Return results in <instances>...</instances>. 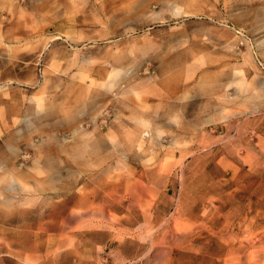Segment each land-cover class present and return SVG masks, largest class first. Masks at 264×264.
Masks as SVG:
<instances>
[{
	"label": "rangeland",
	"instance_id": "374dc122",
	"mask_svg": "<svg viewBox=\"0 0 264 264\" xmlns=\"http://www.w3.org/2000/svg\"><path fill=\"white\" fill-rule=\"evenodd\" d=\"M132 2L0 0V156L16 165L18 179L21 178L25 187L23 191L18 189L13 176L5 182L8 168L0 166V264L264 263V257L256 255L260 249L264 252V105L247 106L242 101L223 105L221 101L222 93L226 99L246 101V92L232 84L233 80L244 77L249 83L257 80L264 89V0H151L149 8L140 4V9L137 6L135 11L130 10ZM168 36L175 38L174 41L164 40ZM177 52L187 54L191 62L198 55L209 57L214 63L195 65L190 72L186 67L175 69L176 76L182 78L144 87L142 81L155 76ZM115 66L127 67L128 71L114 92L141 90V99L132 96L130 100L141 104L147 99L153 106L163 103L172 106L179 100L178 105L185 93L196 88L200 78L212 81L223 74L225 78L221 77L220 86L218 80L211 83L216 94L195 93L192 101L194 115L212 114L204 108L218 102L227 110L216 112V122L203 123L199 129L174 131L182 137L179 141L167 133L156 137V145L139 139L126 157L122 151H116L107 161L89 163L84 167L86 174L80 178L65 173L63 185L56 190L54 186L62 182H47L50 176L34 172L36 146L48 143L53 147L62 139L71 142L79 124L87 138L107 141L119 138L128 146L126 135L133 130L119 126L118 134L107 129L103 137L93 134L94 122L107 126L117 116L110 95L91 104L82 103L76 124L62 131L49 130L45 139L50 138V142H43L39 133L23 143L24 133L31 131L33 101L46 95L71 105L82 92L108 78ZM29 70L38 75L34 82H26L20 76L23 71L27 75ZM67 122L70 121H64ZM222 126H227V131ZM207 131L216 143L204 137L203 132ZM10 134L16 135L20 143L15 146L21 152L14 153L9 145ZM68 146L70 150L83 148V145ZM150 158L166 164L167 174L161 182L147 176V169L152 166L145 160ZM39 159L41 163L40 153ZM195 162L201 168L198 177L191 166H197ZM178 163L183 166L177 167ZM126 170L145 178V184L154 186L155 190L157 187L155 196L122 197L104 192L113 184L121 186L118 179ZM232 174L236 177L230 180ZM36 182L43 183L45 188L38 187ZM166 185L168 194L164 192ZM81 189L90 192L84 196L79 193ZM207 190L211 192L207 194ZM11 198L17 199L14 204L8 201ZM53 205L57 207L56 213L51 212ZM15 213L19 220L13 225L9 219Z\"/></svg>",
	"mask_w": 264,
	"mask_h": 264
},
{
	"label": "bare ground",
	"instance_id": "6f19581e",
	"mask_svg": "<svg viewBox=\"0 0 264 264\" xmlns=\"http://www.w3.org/2000/svg\"><path fill=\"white\" fill-rule=\"evenodd\" d=\"M10 1V0H9ZM43 3H45L48 0H39ZM50 1H54L56 2L57 0H50ZM63 1H72V2H85L87 0H63ZM100 1V0H99ZM121 1V0H120ZM178 1V0H177ZM187 1V0H186ZM189 1V0H188ZM230 1V0H229ZM236 1V0H235ZM184 2V1H183ZM211 2V1H210ZM9 3V2H8ZM125 3V2H122ZM128 3V2H127ZM133 4H131L130 10L135 11L134 9H136L137 6L141 5H147V7L149 8L150 5H152L151 0H133L132 2ZM188 3V2H187ZM4 4V3H3ZM42 4V3H41ZM91 4V3H90ZM126 4V3H125ZM189 4V3H188ZM6 5V4H5ZM19 5V4H18ZM140 5V6H141ZM178 5V4H177ZM186 5V4H185ZM14 6V5H13ZM89 6V5H88ZM140 6L138 7V9H140ZM244 6V5H243ZM248 6V5H247ZM12 7V6H11ZM16 7V6H15ZM144 7V6H143ZM234 7V6H233ZM242 7V6H240ZM7 8V7H6ZM14 9V7H12ZM145 8V7H144ZM169 8V7H168ZM175 8V7H174ZM211 8V7H210ZM246 8V7H245ZM248 9V8H247ZM184 10V9H183ZM187 10V9H186ZM205 10V9H204ZM17 11V9H16ZM40 11V10H39ZM72 11V10H71ZM131 11V12H133ZM153 11V10H152ZM166 11V10H165ZM237 11V10H236ZM188 12V11H187ZM76 13V12H75ZM191 13V12H190ZM213 13V12H212ZM139 14V13H137ZM163 14V13H162ZM207 14V12H206ZM218 14V12L216 13ZM237 14V13H236ZM241 14V13H240ZM80 15V14H79ZM8 16V15H7ZM213 16V15H212ZM1 17V16H0ZM12 17V16H11ZM78 17V16H77ZM146 17V16H145ZM211 17V16H210ZM227 17V16H226ZM232 17V16H231ZM230 17V18H231ZM15 18V17H14ZM6 19V18H5ZM151 19V18H150ZM166 19V18H165ZM164 19V20H165ZM182 19V18H181ZM186 19V18H185ZM200 19V18H199ZM202 19V18H201ZM148 20V19H147ZM163 20V19H162ZM170 20V19H169ZM192 20V19H191ZM203 20V19H202ZM151 21V20H150ZM223 22V21H222ZM230 22V21H229ZM110 23V22H109ZM146 23V22H145ZM226 23V22H225ZM234 23V22H233ZM144 24V23H143ZM157 24V23H156ZM164 24V23H163ZM177 24V23H176ZM227 24V23H226ZM142 25V24H141ZM178 25V24H177ZM217 25V24H216ZM228 25V24H227ZM219 26V25H218ZM169 27V26H168ZM159 28V27H158ZM163 28V27H162ZM54 29V28H53ZM10 30V29H9ZM211 30V29H210ZM209 30V31H210ZM122 31V30H121ZM217 31V30H215ZM219 31V30H218ZM144 32V31H143ZM207 32V31H206ZM213 32V31H212ZM226 32V31H224ZM3 33V32H2ZM217 33V32H216ZM230 33V32H229ZM39 34V33H38ZM166 34V33H165ZM225 34V33H224ZM137 35V34H136ZM206 35V34H205ZM221 35V34H220ZM132 36V35H131ZM174 36V35H172ZM234 36V35H233ZM111 37V36H110ZM109 37V39H110ZM158 37V36H157ZM215 37V36H214ZM218 37V36H216ZM9 38V37H8ZM185 38V37H184ZM124 39V38H123ZM175 38L173 37H166L164 38V40H168L167 42L173 40ZM223 39V37H222ZM260 39V38H259ZM37 40V39H36ZM128 40V39H127ZM33 41V40H32ZM107 41V40H106ZM174 41V40H173ZM226 41V40H225ZM232 41V40H231ZM234 41V40H233ZM123 42V40L121 41ZM206 42V41H205ZM227 43V42H226ZM159 44V43H158ZM163 44V43H162ZM210 44V43H207ZM206 44V45H207ZM222 44V42L220 43ZM49 45V44H48ZM47 46H45V49H47ZM203 45V44H202ZM219 45V44H218ZM228 45V44H227ZM42 46V44H41ZM117 46V45H116ZM120 46V45H119ZM159 47V46H158ZM171 47V46H170ZM218 47V46H217ZM222 48V47H221ZM107 49V48H106ZM112 49V48H111ZM129 49V48H128ZM219 49V48H218ZM160 50V49H159ZM175 50V49H174ZM107 51V50H106ZM130 51V50H128ZM220 51V50H219ZM236 51V50H235ZM30 52V51H29ZM120 52V50H119ZM161 52V51H160ZM192 52V51H191ZM237 52V51H236ZM28 53V52H27ZM105 53V51H104ZM126 53V52H125ZM135 53V52H134ZM188 53V50H187ZM240 53V52H238ZM93 54V53H92ZM110 54V53H109ZM119 54V53H118ZM123 54V53H121ZM120 54V55H121ZM156 54V53H155ZM193 54V53H191ZM236 54V53H235ZM128 55V53L126 54V56ZM158 55V54H156ZM233 55V54H232ZM231 55V56H232ZM102 56V55H101ZM202 56V55H201ZM244 56V55H243ZM20 57V56H19ZM97 56H95L96 58ZM191 57V56H190ZM195 56V62H191L190 60H188V55L185 54L184 52H177V54H175L174 58H169L168 61H166L163 65V68L161 71H159L155 76H151V78L145 79L142 82L144 84H146L144 87L148 86L149 84L154 85V86H159L161 84H165L169 81H173L175 78H182V76H176V72L175 69L178 68H187V70L190 72L194 69V66H200V64L202 65H207V64H213L214 61L209 58V57H198ZM117 58V57H115ZM114 58V59H115ZM244 58V57H243ZM120 59V58H119ZM167 59V58H166ZM192 59V58H191ZM4 60V59H3ZM118 60V58H117ZM147 60V59H146ZM95 61V59L93 60ZM119 61H123V59L119 60ZM236 61V60H235ZM90 62V61H89ZM116 62V61H115ZM88 63V62H87ZM120 63V62H118ZM132 63V62H131ZM137 63V62H136ZM199 63V64H198ZM86 64V63H85ZM126 64V63H125ZM24 65V64H23ZM34 65V64H32ZM100 65V64H99ZM258 65V64H257ZM263 66V65H262ZM52 67V66H51ZM136 67V66H135ZM160 67V66H159ZM233 67V66H231ZM255 68V67H254ZM57 69V68H56ZM152 69V68H150ZM155 69V68H154ZM50 70V69H49ZM149 70V69H148ZM147 70V71H148ZM48 71V70H47ZM127 71L128 68L124 67V66H120V67H114V69L112 70L110 76L108 78L102 79L100 81H98L94 86L93 89L91 90H87L82 92L80 95H78L74 101V103H72L71 105H65L63 102L59 101L58 99H53L51 97L48 96H43L40 98H36L35 100V104L33 105V108H31V113L34 112V116H33V121H31V131L28 133H24V137L21 138L22 141H24L23 143H26L28 140V138L34 134H41L42 136V141L43 142H50V138L49 140H46L45 138L48 137V131L49 130H65L69 127H73L76 122H77V114L79 112V108L80 105L84 102L86 104H91L93 103L96 99H99L100 97H108L110 95H112L113 99H110V103L113 106L114 110L117 111L116 114L117 116L115 117V120L107 125V126H101L98 123L94 122L93 123V134L98 135L100 137H103V132L107 129L109 131H112L116 134H118V129H121L119 126H125L127 127V129H131L133 130V132H128L126 135V144H123L121 139H114L112 141H107L104 140L103 138H96L94 137L93 139L91 138H87V134L84 132L83 128H82V124H79L75 129L74 132V137L72 138L71 142H68L67 139H62L61 141H58L55 143V146L51 147L47 144L43 145V146H36L34 148V152L36 154V158L34 160V164L36 169H34V172L37 175H41V176H50L53 177L54 180L53 182H62L65 179L62 177L65 173L66 175H70L73 176V178L76 179V177L80 178V175H83L86 171V169L84 167L88 166L87 164L91 163H96V162H104L105 160H109L111 157H114L116 151H122L123 156H127L128 152H131V148H133V146L136 145V140L138 141L139 139H141L142 142H149L152 143V145H156V137L159 136L161 133H167L170 135H175L176 138L174 140L179 141L182 137L179 134H175L174 131L177 130H183L185 132L188 131H192V130H196L199 129L201 127V125L203 123H212V122H216V119L218 118L216 115H214L216 112H221V111H225L227 109H225L224 107H222V105L214 104L212 106H206L204 109H208L210 112L212 113L210 115L207 116H203V115H194V113L196 112L194 103L192 101L193 99V94H197L199 93L201 96H210L213 92L214 89L212 88L213 86L211 85V83H214L215 81H217V85L220 86V82H221V77L224 75L223 74H219L217 75L212 81L211 79L207 78V77H203L200 78L198 83L195 84L194 87H196L192 92L189 93H185V95H183V100L182 103H178L177 105V101L176 105H168L167 103H163L161 105L158 106H153L151 104H149L147 101V99H145L141 104H136L134 101L130 100L133 98H130L132 96H134V98L136 99H141V96L143 94V92L140 91H134V90H126L125 92H114L119 84L121 83V81H123L124 79H126L127 76ZM14 72V71H13ZM52 72V71H50ZM207 72V71H206ZM76 73V72H75ZM202 73V72H201ZM227 73V72H226ZM225 73V74H226ZM231 73V72H230ZM238 73V72H236ZM57 74V73H56ZM150 74V73H149ZM216 75V74H215ZM235 75V74H234ZM243 75V74H242ZM259 75V74H257ZM230 76V75H229ZM232 76V75H231ZM23 77L31 82H34L38 75L35 74V72L29 70L27 72V75L25 74V72L23 71ZM42 77V76H41ZM137 77H139L137 75ZM174 77V78H172ZM241 77V76H240ZM55 78V77H54ZM132 78V77H131ZM135 78V76H134ZM189 78V77H188ZM225 78V77H224ZM223 78V79H224ZM53 79V78H52ZM140 78H138L139 80ZM50 80V79H49ZM70 80V79H69ZM78 80V79H77ZM135 80V79H134ZM79 81V80H78ZM38 82V81H37ZM75 82V81H74ZM47 83V82H46ZM77 83V82H76ZM133 83V82H132ZM142 83V84H143ZM219 83V84H218ZM232 84L236 85L240 90H244L246 92V98L244 101L243 99H239V100H229L226 99V97L224 96V94L222 93L223 97L221 98V101L224 104L229 102H237V101H242L244 105L249 106L250 104H258L260 106L264 105V89L261 88L259 85V82H257V80H253L251 81V83H249L245 77L244 79H240V80H233L231 82ZM82 84V83H81ZM127 85V84H126ZM216 85V84H215ZM72 86V85H71ZM130 86V85H129ZM262 86V85H261ZM32 87V86H31ZM44 87V86H43ZM121 87V86H120ZM143 87V86H142ZM151 87V86H150ZM172 87V86H170ZM11 88V87H9ZM69 88V87H68ZM92 88V87H91ZM35 89V88H34ZM143 89V88H142ZM222 89V88H221ZM14 90V89H13ZM41 90V89H40ZM64 90V89H63ZM2 91V90H1ZM11 91V90H10ZM124 91V90H123ZM41 92V91H40ZM66 92V91H65ZM9 93V92H8ZM42 93V92H41ZM26 94V93H25ZM216 94V93H213ZM11 94H9L10 96ZM33 95V93H32ZM131 95V96H129ZM221 95V96H222ZM6 96V95H5ZM35 96V95H34ZM40 96V95H39ZM162 96V95H160ZM220 96V97H221ZM7 97V96H6ZM37 97V96H36ZM148 97V96H147ZM59 98V97H58ZM152 98V97H149ZM242 98V97H240ZM116 99H119V101H117ZM156 99V98H155ZM74 100V99H73ZM116 100V101H115ZM160 101V100H159ZM201 101V100H200ZM138 102V101H137ZM150 102V101H149ZM210 102V101H209ZM214 103V102H213ZM160 104V103H159ZM236 104V103H235ZM241 104V103H240ZM232 105V104H231ZM99 106V105H97ZM103 106V105H102ZM251 108V107H250ZM261 108V107H260ZM246 110V109H245ZM84 111V110H83ZM108 111V110H107ZM86 112V111H85ZM232 112V111H231ZM237 112V111H236ZM241 112V111H240ZM22 113V112H21ZM223 113V112H222ZM246 113V112H245ZM99 114V113H98ZM158 114H165L161 117H157L154 115H158ZM232 114V113H231ZM107 115V114H106ZM114 115V114H113ZM25 116V115H24ZM231 116V115H230ZM90 118V117H89ZM88 118V119H89ZM98 118V117H97ZM224 118V116H223ZM228 118V117H225ZM239 118V117H238ZM263 118V117H262ZM19 119V118H17ZM92 119H94L92 117ZM111 119V118H110ZM84 120V119H83ZM86 120V119H85ZM228 120V119H227ZM233 120V119H232ZM235 120V119H234ZM233 120V121H234ZM242 120V119H241ZM251 120V119H250ZM64 121H70L67 122V124L64 123ZM256 121V120H255ZM16 122V121H15ZM14 123V122H13ZM229 123V122H228ZM232 123V122H231ZM224 124V123H223ZM244 124V123H243ZM251 124V123H250ZM15 126V125H14ZM19 126V125H18ZM89 126V125H88ZM233 126V125H232ZM255 126V124H254ZM17 127V126H16ZM20 127V126H19ZM86 127V126H85ZM90 127V126H89ZM209 127V126H208ZM227 127V126H226ZM225 126H222L221 129L222 130H226ZM203 128V127H202ZM207 128V127H206ZM241 128V127H240ZM104 129V130H103ZM126 129V130H127ZM253 129V128H252ZM257 129V128H256ZM88 130V129H87ZM135 130V131H134ZM204 130V129H203ZM241 130V129H240ZM199 131V130H198ZM206 131V130H205ZM227 131V130H226ZM66 133V132H65ZM121 133V132H120ZM178 133V132H177ZM195 133V131H194ZM237 133V132H236ZM252 134V132H251ZM250 134V135H251ZM3 135V134H2ZM65 135V134H64ZM122 135V134H121ZM204 137L210 142V143H216L215 139L211 136L208 135V131L207 132H203ZM61 136V135H60ZM38 137V136H37ZM36 137V138H37ZM123 137V136H120ZM189 137V136H188ZM216 137V136H215ZM221 138V137H219ZM232 138V137H231ZM229 140H232V139ZM227 139V138H226ZM238 139V138H237ZM246 139V138H245ZM27 140V141H26ZM39 140V139H38ZM111 140V139H110ZM162 140V139H161ZM184 140V139H183ZM3 141V140H2ZM26 141V142H25ZM195 141V139H194ZM223 141V140H222ZM228 141V140H227ZM245 141V140H244ZM30 142V141H29ZM53 142V140L51 141ZM254 142V141H253ZM6 143V142H5ZM18 143H20L17 140L16 135L14 134H10V139H9V145L13 146V151L14 153H19L21 152V148H16L15 145L19 146ZM33 143V142H32ZM108 143V144H107ZM179 143V142H178ZM248 143V142H247ZM68 144L70 145H83V148L79 149V148H72L71 150L68 148ZM26 145V144H25ZM108 145V146H107ZM110 145V146H109ZM176 146V145H175ZM227 146V145H226ZM55 147V150H53V148ZM130 148V149H129ZM214 148V147H213ZM249 148V147H248ZM152 149V148H151ZM202 149V148H201ZM200 149V150H201ZM221 149V148H220ZM228 149V147L226 148ZM146 150V149H145ZM230 150V149H229ZM228 150V151H229ZM55 151V152H54ZM33 152V153H34ZM225 152V151H224ZM39 153H40V157H41V163H39ZM105 153V154H104ZM132 153V152H131ZM144 154V153H143ZM169 154V153H168ZM167 154V155H168ZM223 154V153H222ZM29 155V153H28ZM32 155V154H31ZM197 155V154H196ZM200 155V154H199ZM231 155V154H230ZM241 155V154H240ZM64 156V157H63ZM173 156V155H172ZM176 156V155H175ZM246 156V155H245ZM28 157V156H27ZM32 157V156H30ZM142 158H144V156H141ZM241 157V156H240ZM247 157V156H246ZM259 157V156H258ZM118 158V157H117ZM18 159V158H17ZM26 159V158H25ZM66 159V160H65ZM145 159V158H144ZM185 159V158H184ZM196 159V158H195ZM27 160V159H26ZM88 160H90L91 162H88ZM153 159H148L145 160L148 164L147 165H151L152 167L147 169V176L150 179H152L153 177H156V180L158 182H161L164 178V176L167 174V170H166V164L163 163H158V162H154ZM198 160V159H197ZM196 160V161H197ZM9 160L5 159L4 157L0 156V163H7ZM31 161V160H30ZM88 162V163H87ZM117 162V161H116ZM119 162V161H118ZM217 162V161H216ZM215 162V163H216ZM264 162V161H262ZM184 163V162H183ZM180 165V163L177 164V167L179 166L182 167L183 166ZM197 166H194L193 164L192 169H194L196 177H198L199 175L197 174V172L201 171L200 165L197 164V162H195ZM8 165L10 164V161L7 163ZM252 164V163H251ZM3 165V164H0ZM118 165V164H117ZM127 165V164H126ZM185 165V164H184ZM216 165V164H214ZM229 166H231L230 163H228ZM260 165V164H259ZM10 166V170H8L7 173H5L4 175V181L8 182V180L13 176L15 177L13 180L17 183L18 185V189L20 190H25V187L22 185L21 182V178L20 180L18 179V177L20 176L19 170L12 165ZM26 166V165H25ZM32 167V166H31ZM90 167V165H89ZM207 167V166H206ZM260 167V166H259ZM122 168V167H121ZM171 168V167H170ZM105 169V168H104ZM117 169V168H116ZM175 169V168H174ZM191 169V170H192ZM229 169V168H228ZM242 169V168H241ZM121 170V169H120ZM124 170V169H123ZM177 170V169H176ZM243 170V169H242ZM260 170V169H259ZM26 171V170H25ZM88 171V170H87ZM174 171V170H173ZM229 171V170H228ZM240 171V170H239ZM245 171V170H244ZM255 171V170H254ZM262 171V170H261ZM259 172V171H258ZM257 172V173H258ZM23 173V172H22ZM192 173V172H191ZM253 173V172H252ZM263 173V172H262ZM86 174V173H85ZM225 174V173H223ZM251 174V172H250ZM26 175V174H25ZM208 175V173H207ZM206 175V176H207ZM257 176V175H256ZM235 174H232V177L230 178V180H232L233 178H235ZM182 178V177H181ZM145 178H139L136 176V174L134 172H130V171H125V172H121V175L119 177V181L121 182V186L120 185H114L111 187V189L106 188V190L104 192L109 193V194H118L119 196H132V197H136L138 194L140 195H144L147 194L149 195V197H153L155 196V193L157 191V187L155 190L154 186H149V184H145L144 181ZM180 179V178H179ZM23 180V179H22ZM114 180V179H113ZM112 180V181H113ZM228 181V180H227ZM118 182V181H117ZM183 182V181H182ZM119 183V182H118ZM163 183V182H162ZM245 183V182H244ZM247 183V182H246ZM38 187H41L42 189L45 188L43 183L36 182ZM120 184V183H119ZM248 184V183H247ZM263 184V183H262ZM63 185V182L60 183L58 186H54L57 189H60L61 186ZM262 186V185H261ZM182 187V186H181ZM53 188V187H52ZM225 188V186H224ZM12 189V188H11ZM13 190V189H12ZM29 190V189H28ZM182 190V189H181ZM3 191V190H2ZM11 191V190H10ZM220 191V190H219ZM90 191L88 190L87 193H89ZM103 192V191H101ZM164 192L166 194L169 193V188L166 185V189L164 187ZM209 192L207 190V194H209ZM1 193V192H0ZM3 193V192H2ZM7 193V192H6ZM5 193V194H6ZM27 193V192H26ZM81 195L87 194L85 193V190H80ZM97 192H92V194H95ZM170 195V194H169ZM13 196V195H11ZM10 196V197H11ZM171 196V195H170ZM7 197V196H6ZM19 198V197H18ZM245 198V197H243ZM50 199V198H49ZM17 200L16 198H11L10 200H8L9 202L13 203V201ZM53 200V199H52ZM62 200V199H61ZM119 200V199H118ZM138 200V198H137ZM216 200V199H215ZM41 201V200H40ZM44 201L45 197H44ZM54 201V200H53ZM178 201V200H177ZM27 202V201H26ZM36 202V201H34ZM135 202V201H134ZM139 202V201H138ZM137 202V203H138ZM3 203V202H1ZM16 203V202H15ZM50 203V202H49ZM153 203V202H152ZM192 203V202H191ZM21 204V203H20ZM24 204V203H23ZM139 204V203H138ZM215 204V203H214ZM251 204V203H250ZM22 205V204H21ZM121 205V204H120ZM179 206V205H178ZM177 208V207H176ZM15 209V208H14ZM13 209V210H14ZM51 212L52 213H56L57 212V207L55 205L52 206L51 208ZM190 210V209H188ZM146 211V210H145ZM47 212V210L45 211ZM94 212V211H93ZM43 213V212H42ZM41 213V214H42ZM77 213V212H76ZM89 213V212H88ZM14 214V213H13ZM47 214V213H46ZM74 214V213H73ZM72 214V215H73ZM176 214V213H175ZM93 215V214H92ZM100 215V213H99ZM144 215V214H143ZM184 215V214H183ZM182 215V216H183ZM16 216V217H15ZM15 216L12 215L10 220V224H16L19 220L17 214L15 213ZM41 216V215H40ZM78 216V215H77ZM150 216V215H149ZM173 216V215H172ZM175 216V215H174ZM181 216V217H182ZM80 217V216H79ZM89 217V214H88ZM92 217V216H91ZM120 217V216H119ZM83 218V216L81 217ZM100 218V216H99ZM124 218V216L122 217ZM126 218V217H125ZM146 218V217H145ZM92 219V218H91ZM94 219V218H93ZM175 219V218H174ZM109 220V219H108ZM76 221V220H75ZM78 221V220H77ZM170 221V219H169ZM173 223H175L172 220ZM181 222V221H180ZM76 223V222H75ZM146 223V222H145ZM190 223V222H189ZM176 224V223H175ZM181 224V223H180ZM74 225V224H73ZM77 225V224H76ZM164 226V225H163ZM150 229V228H148ZM147 229V230H148ZM153 229V228H152ZM161 229V228H160ZM209 229V228H208ZM170 230V229H168ZM112 231V230H111ZM159 231V230H158ZM187 231V230H186ZM17 232V231H16ZM163 232V231H162ZM161 232V233H162ZM108 233V232H107ZM160 233V234H161ZM150 234V233H149ZM174 234V233H173ZM176 234V233H175ZM163 235V234H162ZM60 236V235H59ZM67 236V235H65ZM68 237V236H67ZM164 237V236H163ZM49 238V236H48ZM58 238V237H57ZM179 238V237H178ZM175 239V238H174ZM153 240V239H152ZM59 241V240H58ZM129 241V240H128ZM226 241V240H225ZM21 242V241H20ZM63 242V241H62ZM176 242V241H175ZM49 244V243H48ZM154 244V242L152 243V245ZM184 244V243H183ZM258 244V243H257ZM35 245V244H34ZM130 245V244H128ZM155 245V244H154ZM255 245V244H254ZM33 246V245H32ZM56 246V245H55ZM74 246V245H73ZM124 247V246H123ZM151 247V246H150ZM166 247V246H165ZM184 247V246H183ZM121 248V247H120ZM148 248V247H147ZM169 248V247H168ZM182 248V247H181ZM34 249V248H32ZM60 249V248H59ZM58 249V250H59ZM72 249V248H71ZM142 249V248H141ZM149 249V248H148ZM151 249V248H150ZM259 249V248H258ZM121 250V249H120ZM132 250V249H131ZM18 251V250H17ZM70 251V250H69ZM151 251V250H150ZM24 252V251H23ZM71 252V251H70ZM86 252V251H85ZM123 252V251H122ZM162 252V251H161ZM159 252V254L161 253ZM65 253V252H64ZM124 253H126L124 251ZM129 253V252H128ZM256 255H262L264 257V252L263 250H259V252H256ZM11 254V253H10ZM132 254V253H131ZM151 253H149L150 255ZM158 254V252L156 253ZM158 254V255H159ZM254 254V253H253ZM13 255H15L13 253ZM69 255V254H67ZM147 255V254H146ZM161 255V254H160ZM164 255V254H163ZM162 255V257H163ZM167 256V255H166ZM253 256V255H252ZM51 257V256H50ZM146 257V256H145ZM49 258V257H48ZM58 258V257H56ZM147 258V257H146ZM246 258V257H245ZM254 258V257H253ZM252 258V259H253ZM18 259V258H17ZM36 259V258H35ZM55 259V258H54ZM132 259V258H131ZM144 259V258H143ZM161 259V258H160ZM158 260V259H157ZM163 260V259H162ZM95 261V260H94ZM105 261V260H104ZM109 262V261H108ZM141 262V261H139ZM147 262V261H146ZM101 263V261H100ZM35 264V263H34ZM75 264V263H74ZM229 264V263H228ZM237 264V263H235ZM264 264V263H263Z\"/></svg>",
	"mask_w": 264,
	"mask_h": 264
},
{
	"label": "crops",
	"instance_id": "0c3cea01",
	"mask_svg": "<svg viewBox=\"0 0 264 264\" xmlns=\"http://www.w3.org/2000/svg\"><path fill=\"white\" fill-rule=\"evenodd\" d=\"M20 76H21L22 78H24L23 75H20ZM24 80H25L26 82L28 81V80H26L25 78H24ZM28 82H30V81H28ZM35 100H36V98H35ZM35 100L33 101V105L35 104ZM32 108H33V106H32ZM14 111H16L15 107H14ZM32 120H33V119H32ZM9 161H11V160H9ZM9 161H8V162H9ZM8 162H7V163H8ZM7 163H0V164H3V165H0V166H3V167L5 166L6 168H8V170H10V166H9V165H12V166H15V167H16V165L13 164V163H11V162H10L9 165H8ZM7 172H8V171H7ZM7 172H6V173H7ZM67 176H70V175H67ZM50 178H51V179H47L46 181H47V182H51V183H56V182H53V180H54L53 177H50ZM8 181H9V180H8ZM14 182H15V181H14Z\"/></svg>",
	"mask_w": 264,
	"mask_h": 264
}]
</instances>
